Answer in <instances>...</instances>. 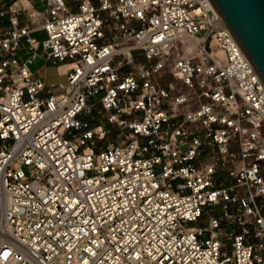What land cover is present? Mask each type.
Segmentation results:
<instances>
[{
  "label": "built area",
  "instance_id": "obj_1",
  "mask_svg": "<svg viewBox=\"0 0 264 264\" xmlns=\"http://www.w3.org/2000/svg\"><path fill=\"white\" fill-rule=\"evenodd\" d=\"M36 1L0 0V264H264V83L211 0Z\"/></svg>",
  "mask_w": 264,
  "mask_h": 264
},
{
  "label": "water",
  "instance_id": "obj_2",
  "mask_svg": "<svg viewBox=\"0 0 264 264\" xmlns=\"http://www.w3.org/2000/svg\"><path fill=\"white\" fill-rule=\"evenodd\" d=\"M264 83V0H211Z\"/></svg>",
  "mask_w": 264,
  "mask_h": 264
},
{
  "label": "rangeland",
  "instance_id": "obj_3",
  "mask_svg": "<svg viewBox=\"0 0 264 264\" xmlns=\"http://www.w3.org/2000/svg\"><path fill=\"white\" fill-rule=\"evenodd\" d=\"M78 2L79 0H70V3H69V6L72 7L73 5H78ZM38 5H42L41 2L38 0ZM35 36L38 38V39H44L46 37V33L45 32H39L37 34H35ZM40 57H42L40 55ZM42 62H44L41 58L37 59L35 64L32 65V69L34 71L38 70V72H40V75H43L44 74V71L41 69L42 68ZM46 81L47 83H51V82H54L56 83V88H54V92L55 93H59L61 92L63 89L61 87H59V84L60 83H67L68 80H67V77H64V76H58L57 73H56V70L55 69H51L49 71L46 72ZM98 111V107H94V112L96 113ZM89 116H83L84 119H87ZM92 124H98V123H101L102 120L100 118L99 115L96 116V119L94 121H91ZM107 127V126H106ZM106 137H108L110 139V141H113L116 139V134H115V131L114 129L110 128L109 127V131L107 132L106 134ZM103 145H106V141L102 142ZM208 224V219H204L203 221L200 220L199 222H196V223H192L190 224V228H194V227H197V226H201V227H204Z\"/></svg>",
  "mask_w": 264,
  "mask_h": 264
},
{
  "label": "crops",
  "instance_id": "obj_4",
  "mask_svg": "<svg viewBox=\"0 0 264 264\" xmlns=\"http://www.w3.org/2000/svg\"><path fill=\"white\" fill-rule=\"evenodd\" d=\"M4 1H6L7 2V0H4ZM8 1H12V0H8ZM40 2H41V4L43 5V2H42V0H39ZM24 3H26V2H24ZM69 3H70V0H69ZM36 4L38 5V0L36 1ZM42 5H40V6H42ZM39 6V5H38ZM72 10L73 9H76L77 8V5H73L72 7H70ZM39 32H44V31H36V32H34L33 33V35L35 36V34H37V33H39ZM42 57H38L39 59L41 58L44 62H42V70L44 71V74L43 75H40V72H38V70H36V71H34L33 69H32V65L33 64H35V62H36V60L38 59H36L35 61H34V63L31 65V69L33 70V72H34V75H35V77H38V78H41L44 82H45V84L46 85H52V84H55L56 85V83H54V82H51V83H47V81H46V72L47 71H49V70H51V69H55L56 70V73H57V75L58 76H64V77H67L65 74H64V72H63V70H64V68H61L60 69V71L58 70V68H57V66H55V65H52L50 62H49V60H47L46 59V57H45V55L44 54H40ZM57 86V85H56ZM56 86L54 87V88H56ZM54 88H53V93L54 94H58V93H55L54 92ZM60 93V92H59Z\"/></svg>",
  "mask_w": 264,
  "mask_h": 264
}]
</instances>
